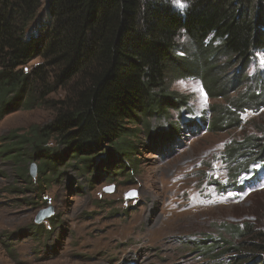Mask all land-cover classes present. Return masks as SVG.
<instances>
[{
	"label": "trees",
	"instance_id": "16d2710c",
	"mask_svg": "<svg viewBox=\"0 0 264 264\" xmlns=\"http://www.w3.org/2000/svg\"><path fill=\"white\" fill-rule=\"evenodd\" d=\"M183 3L187 6L181 10L172 0H0V120L40 106L54 114L47 126L2 139L0 156L9 161L31 154L38 186L55 181L67 161L64 156L87 174L92 167L99 169L100 155L111 147L115 155L103 173L112 180L125 168L134 172L140 128L151 136L155 126L149 122L168 123L174 136L179 124L188 126L181 119L169 123L171 112L177 115L185 105L169 92V80L196 78L208 93L220 95L250 89L247 67L255 53L264 54V0ZM180 39L199 55L183 52L176 58ZM35 60L41 64L27 72ZM234 66H239L238 75L227 79V69ZM57 92L64 96L49 98ZM259 95L254 88L214 111L213 121H196L194 127L218 130L234 123L232 111L251 105ZM259 135L225 153L236 165L234 173L249 169L250 163L264 173V133ZM47 139L65 148L62 157L49 151V157L42 155ZM254 177L259 180L257 171ZM48 223V229L33 226L30 237L49 235L57 222ZM250 238L240 250L229 249L245 252L231 264H264V234Z\"/></svg>",
	"mask_w": 264,
	"mask_h": 264
},
{
	"label": "rangeland",
	"instance_id": "374dc122",
	"mask_svg": "<svg viewBox=\"0 0 264 264\" xmlns=\"http://www.w3.org/2000/svg\"><path fill=\"white\" fill-rule=\"evenodd\" d=\"M177 46L176 58L183 52L199 55L185 39ZM40 64L32 61L25 70ZM237 69H227V79L236 77ZM255 74L260 87L254 85ZM246 76L253 83L250 89L242 86L223 95L208 93L196 78L169 80V92L185 104L177 115L171 112L169 123L181 119L188 126L179 124L174 136L168 123L149 122L158 126L151 136L140 128L134 172L125 168L112 180L103 173L115 155L111 147L100 155L99 169L92 167L87 174L64 156L67 161L55 181L38 186L36 174L29 176L32 166L37 171L31 154L9 161L0 156V264H231L243 257V249H229L240 250V244L252 241L250 234H264V173L252 163L234 173L236 165L225 153L264 133V108L258 111L264 101V54H254ZM254 88H259L258 99L232 111L236 122L218 130L194 127L196 121H213L214 111ZM63 96L57 92L49 98ZM53 118L42 106L11 113L0 120V142L47 126ZM43 149L44 157L48 151L62 157L65 150L48 139ZM48 208L49 219L57 222L54 230L45 238H31L33 226L48 229L49 219L35 222ZM171 214L172 222L160 228L161 218Z\"/></svg>",
	"mask_w": 264,
	"mask_h": 264
},
{
	"label": "water",
	"instance_id": "95a60500",
	"mask_svg": "<svg viewBox=\"0 0 264 264\" xmlns=\"http://www.w3.org/2000/svg\"><path fill=\"white\" fill-rule=\"evenodd\" d=\"M35 171H36V170H35V167L32 166V168H31V170H30V176H34V175H35ZM51 216H52V209H51V208H48V209H46L45 211H41V212L38 214V216H37L35 222H36V224L38 223L37 225H39V223H41V222L44 221V220L49 219Z\"/></svg>",
	"mask_w": 264,
	"mask_h": 264
},
{
	"label": "bare ground",
	"instance_id": "6f19581e",
	"mask_svg": "<svg viewBox=\"0 0 264 264\" xmlns=\"http://www.w3.org/2000/svg\"><path fill=\"white\" fill-rule=\"evenodd\" d=\"M172 216L173 215L171 214L170 217H167V216L162 217L161 220H160V223H159V227L160 228H165V226H168L172 222Z\"/></svg>",
	"mask_w": 264,
	"mask_h": 264
},
{
	"label": "snow or ice",
	"instance_id": "6c2138e0",
	"mask_svg": "<svg viewBox=\"0 0 264 264\" xmlns=\"http://www.w3.org/2000/svg\"><path fill=\"white\" fill-rule=\"evenodd\" d=\"M175 2L178 3V6L181 8V10L186 7V3H183V0H175Z\"/></svg>",
	"mask_w": 264,
	"mask_h": 264
}]
</instances>
